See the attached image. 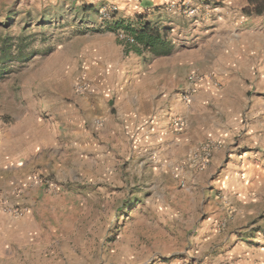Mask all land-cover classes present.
Returning <instances> with one entry per match:
<instances>
[{"label":"rangeland","instance_id":"obj_1","mask_svg":"<svg viewBox=\"0 0 264 264\" xmlns=\"http://www.w3.org/2000/svg\"><path fill=\"white\" fill-rule=\"evenodd\" d=\"M189 1L153 56L0 0V264H264V13Z\"/></svg>","mask_w":264,"mask_h":264},{"label":"crops","instance_id":"obj_2","mask_svg":"<svg viewBox=\"0 0 264 264\" xmlns=\"http://www.w3.org/2000/svg\"><path fill=\"white\" fill-rule=\"evenodd\" d=\"M180 2L181 0H66L64 7H69L74 11H77L80 4H85L86 6L83 8L84 12H82V16H86L95 12L96 8L103 3H115L119 8V17L121 19L129 21L139 19L142 25L149 23L158 26L159 28L164 27L171 28V30H188L191 26L193 27V24L190 25L189 17L186 16L184 12L180 11L182 5V2ZM188 3L194 4L193 0ZM210 18L211 15L205 16L204 14L203 16L204 21H208ZM195 24L197 25L198 23ZM82 25L88 28H98L93 20H90L89 22L84 21L81 23V26ZM93 46L96 48V52L99 53V50H101L102 47H107L111 51L117 45L115 40H111L110 37H106L105 34H102L96 41H93ZM27 122V128L30 132L32 129L30 128L31 125L29 123L32 122V118L28 117ZM24 137L20 136L21 139ZM21 152H18L19 156ZM39 153L41 154V152ZM34 209L35 207L31 204V210ZM28 211H30V209H28Z\"/></svg>","mask_w":264,"mask_h":264},{"label":"trees","instance_id":"obj_3","mask_svg":"<svg viewBox=\"0 0 264 264\" xmlns=\"http://www.w3.org/2000/svg\"><path fill=\"white\" fill-rule=\"evenodd\" d=\"M248 6L242 9L245 15H260L264 13V0H247ZM135 44L126 47L135 53L149 52L153 56H166L172 53V46L167 39L165 29L145 23L134 34ZM6 51H0V59H5Z\"/></svg>","mask_w":264,"mask_h":264},{"label":"built area","instance_id":"obj_4","mask_svg":"<svg viewBox=\"0 0 264 264\" xmlns=\"http://www.w3.org/2000/svg\"><path fill=\"white\" fill-rule=\"evenodd\" d=\"M185 4V5H184ZM203 7L205 9L209 8V5L206 3H202ZM183 9L185 13H188L189 15H195V14H199V9L197 7H192L189 8L187 7L186 3L183 2ZM188 9V10H187ZM98 16H99V20L100 23L103 26H107V25H116L120 22L121 18L119 17V12H118V8L115 4L113 3H105L103 4L99 10H98ZM134 22V23H132ZM132 24H130L131 29L127 28V27H119L116 28V32H115V36L116 39L124 46V47H131V45L135 44V39H134V34L141 28L142 23H137V21H131ZM133 24H136L135 26ZM95 124H99V121H95ZM206 153L208 154L209 151L206 149ZM15 213H17V210L14 211Z\"/></svg>","mask_w":264,"mask_h":264}]
</instances>
